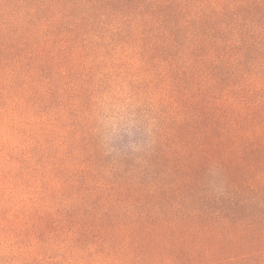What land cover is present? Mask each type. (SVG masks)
I'll use <instances>...</instances> for the list:
<instances>
[{
    "label": "trees",
    "instance_id": "trees-1",
    "mask_svg": "<svg viewBox=\"0 0 264 264\" xmlns=\"http://www.w3.org/2000/svg\"><path fill=\"white\" fill-rule=\"evenodd\" d=\"M0 92L41 154L0 176L1 230L68 264H264V0H0ZM107 110L137 127L105 142Z\"/></svg>",
    "mask_w": 264,
    "mask_h": 264
},
{
    "label": "rangeland",
    "instance_id": "rangeland-1",
    "mask_svg": "<svg viewBox=\"0 0 264 264\" xmlns=\"http://www.w3.org/2000/svg\"><path fill=\"white\" fill-rule=\"evenodd\" d=\"M40 110V106L32 109L33 113L38 115L41 114ZM105 114L108 118L102 121L100 137L112 127L125 122L122 119H112L115 113L111 110H107ZM34 122L35 119L20 115L18 104L13 97L0 92V176L12 173L15 177L23 173L27 175V181L33 182L35 171L40 167L36 165L39 161L35 162L41 157L38 149L33 151L38 144L34 137H31ZM35 139L38 140L39 137ZM36 154L37 159L34 158ZM13 188L15 189L14 186H8L9 190ZM6 194L5 189H2L1 197ZM14 224L15 226H7L8 229H0V264H68L65 254L67 251L64 248H53L43 243L46 237L42 234L35 235L31 227L21 228L16 226V222Z\"/></svg>",
    "mask_w": 264,
    "mask_h": 264
},
{
    "label": "clouds",
    "instance_id": "clouds-1",
    "mask_svg": "<svg viewBox=\"0 0 264 264\" xmlns=\"http://www.w3.org/2000/svg\"><path fill=\"white\" fill-rule=\"evenodd\" d=\"M137 127V119L136 116L130 117L126 122H122L121 124L112 127L109 131L106 132V134L103 136V139L107 143L114 142L118 136L123 131L124 134H129V130H132ZM107 146V145H106ZM130 150L135 153L140 151V146L137 144H129L128 146ZM115 149L108 148V153L110 154ZM217 173L214 169L210 170L209 173V184L211 185L214 182V178L216 177ZM5 251L7 252V248H5Z\"/></svg>",
    "mask_w": 264,
    "mask_h": 264
}]
</instances>
